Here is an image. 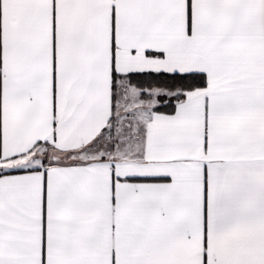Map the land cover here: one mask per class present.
Returning a JSON list of instances; mask_svg holds the SVG:
<instances>
[{
  "label": "snow or ice",
  "instance_id": "obj_1",
  "mask_svg": "<svg viewBox=\"0 0 264 264\" xmlns=\"http://www.w3.org/2000/svg\"><path fill=\"white\" fill-rule=\"evenodd\" d=\"M0 264H264V0H0Z\"/></svg>",
  "mask_w": 264,
  "mask_h": 264
}]
</instances>
